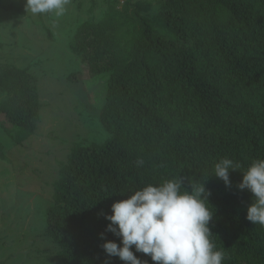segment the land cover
Masks as SVG:
<instances>
[{"label": "trees", "instance_id": "1", "mask_svg": "<svg viewBox=\"0 0 264 264\" xmlns=\"http://www.w3.org/2000/svg\"><path fill=\"white\" fill-rule=\"evenodd\" d=\"M74 45L91 78L107 77L99 122L108 138L75 151L46 212L67 262L126 264L101 247L122 246L104 214L129 192L182 177L187 190L205 182L211 193L210 239L223 264H264V226L246 219L253 194L237 187L264 159V0H159L149 13L126 0L123 11L84 23ZM37 84L30 70L0 64V92L12 93L0 115L28 135ZM222 158L241 166L230 186L213 175Z\"/></svg>", "mask_w": 264, "mask_h": 264}, {"label": "rangeland", "instance_id": "2", "mask_svg": "<svg viewBox=\"0 0 264 264\" xmlns=\"http://www.w3.org/2000/svg\"><path fill=\"white\" fill-rule=\"evenodd\" d=\"M125 1L70 0L57 18L26 13L25 0H1L0 64L33 73L39 119L28 135L0 115V264H69L48 235L46 212L75 151L108 138L99 122L107 77L91 78L74 40L84 23H101ZM158 1L131 3L149 13ZM10 97L0 92V106Z\"/></svg>", "mask_w": 264, "mask_h": 264}, {"label": "clouds", "instance_id": "3", "mask_svg": "<svg viewBox=\"0 0 264 264\" xmlns=\"http://www.w3.org/2000/svg\"><path fill=\"white\" fill-rule=\"evenodd\" d=\"M69 3L70 0H25V11L59 18ZM142 163L137 161L138 166ZM240 167L232 159L222 158L214 164L213 175L230 186V170ZM242 173L237 187L253 194L246 219L264 226V159H254ZM182 185V177L156 186L148 184L129 192L127 199L114 202L111 214H104L110 221L106 231L119 237L122 246L111 240L104 242L101 247L108 257H118L126 264H147L134 255V246L136 252L150 256L156 264H223V251L217 250L210 239L208 225L214 215L208 207L211 193L206 191L205 182L202 186L191 184V191ZM100 235L103 239L104 233Z\"/></svg>", "mask_w": 264, "mask_h": 264}]
</instances>
